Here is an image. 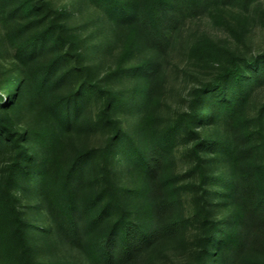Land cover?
<instances>
[{
    "label": "trees",
    "instance_id": "trees-1",
    "mask_svg": "<svg viewBox=\"0 0 264 264\" xmlns=\"http://www.w3.org/2000/svg\"><path fill=\"white\" fill-rule=\"evenodd\" d=\"M254 1L0 0V264H151L186 227L178 148L200 231L181 264H264V104L242 115L264 55L233 58L184 111L160 113L175 34Z\"/></svg>",
    "mask_w": 264,
    "mask_h": 264
},
{
    "label": "rangeland",
    "instance_id": "rangeland-1",
    "mask_svg": "<svg viewBox=\"0 0 264 264\" xmlns=\"http://www.w3.org/2000/svg\"><path fill=\"white\" fill-rule=\"evenodd\" d=\"M65 0H54L62 4ZM84 15L75 14L72 25L82 24ZM196 42L207 43L214 56L207 60H197L189 56V48ZM264 55V0H255L250 6L239 9L213 6L205 9L195 19L187 20L175 34L168 47L163 67L166 73L164 96L160 110L163 118L175 117L185 110L189 94L193 88L211 83L233 58L238 60L260 58ZM221 66V67H220ZM264 104V84L258 86L245 107L243 117L252 121L258 109ZM98 139L95 144H98ZM182 149L174 152L173 173L178 177L180 212L185 221V229L180 240L166 243L162 253L151 264H181L193 261L200 231L193 220L196 190L193 181L186 177V165ZM229 211V209H228ZM217 215H214V220ZM225 231L227 230L224 229ZM253 236L264 234V229L254 226ZM59 256H69L60 247Z\"/></svg>",
    "mask_w": 264,
    "mask_h": 264
}]
</instances>
